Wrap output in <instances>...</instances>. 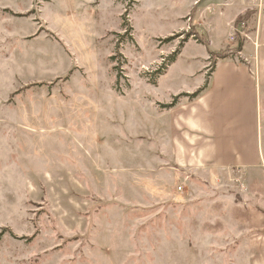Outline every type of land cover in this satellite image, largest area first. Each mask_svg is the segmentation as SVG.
Returning <instances> with one entry per match:
<instances>
[{
	"label": "rangeland",
	"instance_id": "obj_1",
	"mask_svg": "<svg viewBox=\"0 0 264 264\" xmlns=\"http://www.w3.org/2000/svg\"><path fill=\"white\" fill-rule=\"evenodd\" d=\"M179 6L0 0V264H260L211 217L230 172L174 167V108L211 68Z\"/></svg>",
	"mask_w": 264,
	"mask_h": 264
},
{
	"label": "crops",
	"instance_id": "obj_2",
	"mask_svg": "<svg viewBox=\"0 0 264 264\" xmlns=\"http://www.w3.org/2000/svg\"><path fill=\"white\" fill-rule=\"evenodd\" d=\"M172 1L180 3V11L175 8L179 18L188 16V5L196 8L194 24L207 35L211 52L238 51L219 59L212 73L200 75L202 82L183 93L204 88L197 99L174 108L180 111L182 128L178 140L172 141L174 167L185 174L196 171L202 179L206 171L205 180L212 186L219 185L220 170L230 172L229 180L240 188V197L213 198L211 217L221 218L231 228L233 242L264 251V0ZM208 10H213L211 15ZM249 12L254 13L244 23L249 25L250 40L238 37L233 46L229 37L237 29L236 22ZM204 57L209 60L208 50ZM202 179L199 186L204 193ZM258 237L259 241H252ZM262 253L260 264H264Z\"/></svg>",
	"mask_w": 264,
	"mask_h": 264
},
{
	"label": "trees",
	"instance_id": "obj_3",
	"mask_svg": "<svg viewBox=\"0 0 264 264\" xmlns=\"http://www.w3.org/2000/svg\"><path fill=\"white\" fill-rule=\"evenodd\" d=\"M253 13L254 12H249L245 16L239 17V19L236 22V26L239 27L242 23L249 21L253 15ZM191 36L194 37L201 45H203L208 50V53L210 55V60H211L210 61L211 62L210 73H212L214 71L215 66L217 64V61L219 59H226V58L233 57L234 55L238 54L237 53L238 51H234V50H230V49H227V50L219 52V53L211 52L209 50V42H208L207 38L200 36L198 33H194L193 31H192V33L186 34L184 42L188 41V39ZM240 42H242V40H240ZM240 44H242V43H240ZM203 91H204V88H201V89L197 90L196 92H194L193 94H184L183 96H186L191 101H193V100L197 99ZM178 101H179V98L175 97L173 102L171 104L167 105V107L168 108L175 107L178 104Z\"/></svg>",
	"mask_w": 264,
	"mask_h": 264
},
{
	"label": "built area",
	"instance_id": "obj_4",
	"mask_svg": "<svg viewBox=\"0 0 264 264\" xmlns=\"http://www.w3.org/2000/svg\"><path fill=\"white\" fill-rule=\"evenodd\" d=\"M249 31H250L249 25L247 23H243L240 27L235 29V31L230 35L229 37L230 42L237 43L238 37H241L242 39L245 40H250Z\"/></svg>",
	"mask_w": 264,
	"mask_h": 264
}]
</instances>
